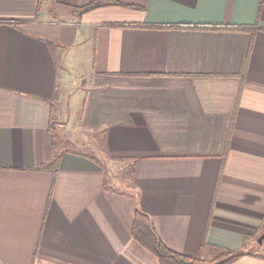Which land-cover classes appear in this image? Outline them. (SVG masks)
I'll return each instance as SVG.
<instances>
[{
    "label": "crops",
    "instance_id": "obj_1",
    "mask_svg": "<svg viewBox=\"0 0 264 264\" xmlns=\"http://www.w3.org/2000/svg\"><path fill=\"white\" fill-rule=\"evenodd\" d=\"M91 1L0 0V264H159L136 209L173 250L264 264V0ZM79 85L100 158L55 144Z\"/></svg>",
    "mask_w": 264,
    "mask_h": 264
},
{
    "label": "trees",
    "instance_id": "obj_2",
    "mask_svg": "<svg viewBox=\"0 0 264 264\" xmlns=\"http://www.w3.org/2000/svg\"><path fill=\"white\" fill-rule=\"evenodd\" d=\"M107 5H129L128 3L117 0H92L91 2L76 7L78 13H83L91 9ZM12 22V21H10ZM154 26L178 27L187 26V23H161ZM252 25H246V28ZM214 27H233L241 28L239 25L215 24ZM51 121L53 119L51 118ZM132 236L147 250L154 254L159 264H230L244 254L241 250H235L227 247L216 246L213 255L210 258L190 256L169 248L159 237L152 218L142 209H136L132 227Z\"/></svg>",
    "mask_w": 264,
    "mask_h": 264
},
{
    "label": "rangeland",
    "instance_id": "obj_3",
    "mask_svg": "<svg viewBox=\"0 0 264 264\" xmlns=\"http://www.w3.org/2000/svg\"><path fill=\"white\" fill-rule=\"evenodd\" d=\"M82 95L83 86L79 85L65 89V92L58 96L57 104L62 111L55 122V144L59 148L68 147L77 151H88L100 158L101 153L95 150V148L100 146L95 139V137H99V134H95L92 130H84L79 126ZM114 171L116 172V169ZM121 177V173L114 174L111 177L112 184L118 187H125Z\"/></svg>",
    "mask_w": 264,
    "mask_h": 264
},
{
    "label": "water",
    "instance_id": "obj_4",
    "mask_svg": "<svg viewBox=\"0 0 264 264\" xmlns=\"http://www.w3.org/2000/svg\"><path fill=\"white\" fill-rule=\"evenodd\" d=\"M264 236V232L258 237V241H260Z\"/></svg>",
    "mask_w": 264,
    "mask_h": 264
}]
</instances>
